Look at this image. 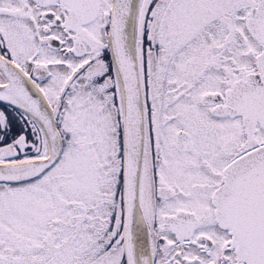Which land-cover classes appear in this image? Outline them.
I'll use <instances>...</instances> for the list:
<instances>
[{
    "label": "snow or ice",
    "instance_id": "snow-or-ice-1",
    "mask_svg": "<svg viewBox=\"0 0 264 264\" xmlns=\"http://www.w3.org/2000/svg\"><path fill=\"white\" fill-rule=\"evenodd\" d=\"M0 264H264V0H0Z\"/></svg>",
    "mask_w": 264,
    "mask_h": 264
}]
</instances>
